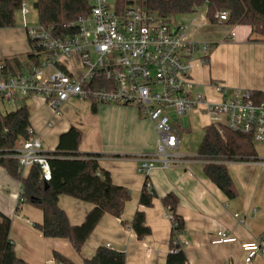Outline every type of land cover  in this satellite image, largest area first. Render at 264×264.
Listing matches in <instances>:
<instances>
[{
	"label": "crops",
	"instance_id": "crops-1",
	"mask_svg": "<svg viewBox=\"0 0 264 264\" xmlns=\"http://www.w3.org/2000/svg\"><path fill=\"white\" fill-rule=\"evenodd\" d=\"M200 10L188 14L185 20L180 19L187 27L189 42L209 45L206 54L196 52L194 55L191 74L197 92L211 95L212 85L222 84L231 90L264 93V29L258 35L253 34L249 26H231L224 22L210 24L205 17V7ZM23 50L21 54L26 55L30 47L23 44ZM10 54L20 55L19 52ZM28 102L33 110L26 106ZM24 105L30 113V125L41 139L43 153L54 151L59 136L71 126L76 127L82 133L79 152L100 154L99 166L110 173L113 184L125 187L131 193L121 218L105 214L80 253H76L67 240L45 238L34 227V224H42V211L29 203L18 205L21 184L0 167V211L11 220L9 237L17 258L26 264H52L56 261L54 253L73 264H82L83 259L91 258L98 247L107 245L124 253L126 264H165L172 229L162 198L169 193L178 197L176 215L184 222L180 239L186 243L183 250L189 264H244L241 243L260 240L264 248V203L260 200L263 205H255L257 197H264V191L257 194L258 184L255 183L264 173L259 164L227 163L229 173L236 164L244 166L237 168L245 171L237 180L232 177L237 190L234 199H228L207 179L203 164L198 161L166 171L155 170L147 178L156 197L153 206L145 208L138 205V199L146 176L137 173L136 169L138 159L152 154L156 147V133L148 119H143L132 107L92 104L83 100L66 103L60 116H54L40 98L24 100L20 107ZM78 113L82 115L81 119ZM195 116L198 115L190 117ZM208 124L207 121L205 127ZM257 157L264 159L258 154ZM27 175L28 172L23 177ZM58 206L72 226L81 225L93 208L89 203L64 195L59 196ZM137 210L145 213L146 225L151 230L150 235L141 240L131 228ZM235 215L243 220L242 225ZM219 229L235 237L237 242L212 245L214 232ZM251 264H264V252L258 253Z\"/></svg>",
	"mask_w": 264,
	"mask_h": 264
},
{
	"label": "built area",
	"instance_id": "built-area-1",
	"mask_svg": "<svg viewBox=\"0 0 264 264\" xmlns=\"http://www.w3.org/2000/svg\"><path fill=\"white\" fill-rule=\"evenodd\" d=\"M86 1L89 12L65 26L66 31H72L67 35H55L51 28L40 25L26 26L28 10L23 3L24 28L30 51L39 56L38 63H29L22 73L11 76L3 75L0 64L3 105L18 106L29 98H40L54 116H60L71 100L135 108L153 124L157 137L155 151L138 159L136 171L146 178L155 170L166 171L197 161L179 149L184 133L179 122L187 127L192 114L207 118L208 126L219 132L226 129L250 135L254 144L264 145V93L254 98L249 90H231L222 84L212 85L211 95L197 92L191 74L194 55L206 54L209 45L189 42L187 27L181 20L163 19L147 11L141 0H126L122 11L115 0ZM215 18L226 22L229 12L220 11ZM28 132L29 139L16 148L13 157L22 176L36 165L48 182V153L42 152L41 139L31 126ZM255 164L264 171V159ZM167 212L175 232L173 244L183 249L186 243L177 231L178 221ZM238 220L242 225L243 220ZM236 242L221 229L211 240L212 245ZM240 249L244 264H251L258 253L264 252L260 240L243 242Z\"/></svg>",
	"mask_w": 264,
	"mask_h": 264
},
{
	"label": "trees",
	"instance_id": "trees-1",
	"mask_svg": "<svg viewBox=\"0 0 264 264\" xmlns=\"http://www.w3.org/2000/svg\"><path fill=\"white\" fill-rule=\"evenodd\" d=\"M122 11L126 0H115ZM23 0H0V29L14 28L16 13L21 10ZM142 6L163 19L192 14L205 7L208 23L217 24L215 14L228 11L226 24L231 26H249L253 34L261 35L264 29V0H141ZM38 25L51 28L55 35H67L71 32L65 26L80 15L89 12L86 0H34ZM38 55L26 54L25 61L20 56H10L0 60L4 76L18 75L30 63H38ZM262 93L252 92L254 98ZM95 110L94 105L92 111ZM30 113L24 105L14 111L2 114L0 111V167L21 184L18 205L29 203L43 213L41 225L34 227L43 237L67 240L76 253H80L84 243L105 214L120 219L124 207L131 200L130 191L113 184L108 171L99 166L100 154L81 153L79 144L81 131L71 126L58 138L54 151L48 153L51 179L45 182L41 171L33 165L24 178L19 172L16 148L28 140ZM194 160L203 164L204 175L228 199L237 196V190L228 172L227 163H258L254 143L250 135L234 133L226 129L219 132L214 126L204 128L203 138L198 146ZM148 178L140 191L138 205L151 208L156 197L152 187L148 190ZM64 195L93 205L84 222L78 226L69 223L66 213L58 206L59 196ZM163 205L178 221L177 231L184 228L182 218L176 215L178 197L169 193L162 198ZM11 220L0 211V264H26L17 258L14 245L9 237ZM131 228L137 239L150 235L146 225L145 213L137 210L131 222ZM175 232H171L170 252L165 264H189L184 250L174 245ZM54 259L61 264H73L58 253ZM82 264H126L125 254L100 246L91 258L83 259Z\"/></svg>",
	"mask_w": 264,
	"mask_h": 264
},
{
	"label": "rangeland",
	"instance_id": "rangeland-1",
	"mask_svg": "<svg viewBox=\"0 0 264 264\" xmlns=\"http://www.w3.org/2000/svg\"><path fill=\"white\" fill-rule=\"evenodd\" d=\"M34 0H25V5L28 10L27 15L25 16V24L28 27H37L38 26V18H37V12L33 7ZM200 13L203 12V10L199 11ZM188 15V14H187ZM187 15H182L175 17L176 20H185ZM24 23H23V16L21 13V10L16 13V25L14 28H7V29H0V60L11 56L10 53H15L19 52L22 60L25 61V56L21 54L23 50V44L26 46V48H29L28 43H27V36H26V29L24 28ZM30 51V50H29ZM89 102V101H87ZM90 103V102H89ZM29 109H34L30 102L27 103L26 105ZM120 106V105H119ZM20 107V104L18 106L15 105H10L6 104L3 105L1 100H0V111L2 114L14 111L16 108ZM75 110V109H74ZM73 110V111H74ZM74 113V112H73ZM81 115L78 113V116ZM79 118H82V115L79 116ZM78 118V119H79ZM143 118V117H142ZM144 119V118H143ZM208 119L205 117L201 116H195V117H190L188 119V122L186 123L187 127H183V123L179 122V128L181 131H183V135L181 136V144H180V152H183L189 156L196 157L197 156V151H198V146L203 138L204 135V127L205 124L207 123ZM190 129V132L187 133L184 129ZM44 136H42V139ZM43 148H46V144L43 139ZM255 151L256 153L264 158V145L263 144H254ZM236 167H231L230 168V176L231 178L234 177L235 180L238 179L239 176H243L245 171H241L240 168H237L239 166L238 164L234 165ZM239 167H244V166H239ZM257 185V194L259 192L264 191V173L259 175L256 179ZM257 200L255 201L256 206H261L263 204H260L259 201L262 200L264 203V197L263 198H256ZM258 201V202H257Z\"/></svg>",
	"mask_w": 264,
	"mask_h": 264
},
{
	"label": "water",
	"instance_id": "water-1",
	"mask_svg": "<svg viewBox=\"0 0 264 264\" xmlns=\"http://www.w3.org/2000/svg\"><path fill=\"white\" fill-rule=\"evenodd\" d=\"M173 131L180 136V132H178L175 128H173ZM52 264H59L57 261H54Z\"/></svg>",
	"mask_w": 264,
	"mask_h": 264
}]
</instances>
